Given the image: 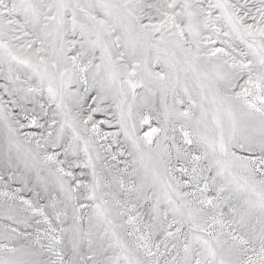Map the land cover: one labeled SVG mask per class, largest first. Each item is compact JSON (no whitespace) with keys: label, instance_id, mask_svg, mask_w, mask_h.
Segmentation results:
<instances>
[{"label":"rangeland","instance_id":"374dc122","mask_svg":"<svg viewBox=\"0 0 264 264\" xmlns=\"http://www.w3.org/2000/svg\"><path fill=\"white\" fill-rule=\"evenodd\" d=\"M0 264H264V0H0Z\"/></svg>","mask_w":264,"mask_h":264},{"label":"bare ground","instance_id":"6f19581e","mask_svg":"<svg viewBox=\"0 0 264 264\" xmlns=\"http://www.w3.org/2000/svg\"><path fill=\"white\" fill-rule=\"evenodd\" d=\"M125 13H126V12H125ZM141 40H142V39H141ZM169 49H170V48H169ZM170 51H171V50H170ZM145 120H146V122H145V123H146V127H145L146 130H145V132H146V134H147V137L151 139V135H153V133H154L153 131H154V128H155V127H154V125H152L151 122L148 120V117H146V118L144 119V121H145ZM184 131H185V130H184ZM185 133H186V132H184V136H186ZM146 134H145V135H146ZM147 137H146V138H147ZM186 137H188V136H186ZM155 164H156V163H155Z\"/></svg>","mask_w":264,"mask_h":264}]
</instances>
